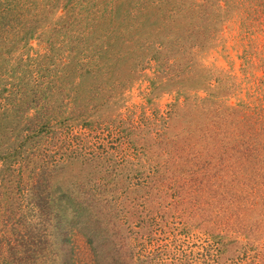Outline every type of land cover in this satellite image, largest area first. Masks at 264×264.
Segmentation results:
<instances>
[{"label":"rangeland","instance_id":"rangeland-1","mask_svg":"<svg viewBox=\"0 0 264 264\" xmlns=\"http://www.w3.org/2000/svg\"><path fill=\"white\" fill-rule=\"evenodd\" d=\"M0 70L12 115L112 124L0 146V264H264V0H0Z\"/></svg>","mask_w":264,"mask_h":264},{"label":"trees","instance_id":"trees-1","mask_svg":"<svg viewBox=\"0 0 264 264\" xmlns=\"http://www.w3.org/2000/svg\"><path fill=\"white\" fill-rule=\"evenodd\" d=\"M0 73H1L0 78H5L2 77V73L5 74V71L0 70ZM31 84L33 88V94H32L33 96L31 98V101H33L34 98L35 106L38 103L36 107V111H37L36 114L30 116L27 115L29 114L30 109L28 108V101L26 97L23 96L19 97V100L21 101L22 105H24V108L22 112L19 109L18 112L19 114L17 115H12L11 105H5V104L2 105L1 104L2 97L0 98V146L7 144L4 147L6 153L12 156L15 155L17 157L24 156L25 160L28 159L31 162L30 169L32 172L39 171L36 168L38 162H41L43 164L45 162L44 169L46 170L49 168V166L54 164V160H52L53 158L52 151L51 153L50 152L48 153L47 150H45L46 148H44L40 155L37 154L36 150L38 148H42L44 144L46 145V147H51L52 143H54V146L56 144H61V143L67 144L68 140H71L72 143L80 142V141L83 142L88 141L90 138L93 139L96 138L97 131L100 130L103 133L104 130L106 131L109 130L110 126L112 125L111 123L97 124L98 123L97 121L94 122V120H91L89 116L82 115L81 113L78 112L68 114V97L62 95L63 87H60V85L57 86V88L55 89L57 90L56 92L57 96H55V94L53 95L45 94L46 91L52 90L51 85L45 86L44 83H39V82L38 83L33 82ZM25 92H31V91L25 89ZM29 94L30 93H28V95ZM58 100H60L59 103L63 102L67 104L61 107L62 116L60 117L59 120H56L57 116L54 117L53 127H50L46 123V121H44V123L46 124L44 125V123L40 121L46 115L45 112L47 110L51 109L53 114L57 115L58 106L56 105V103ZM70 101L72 102L74 100L70 99ZM44 108L47 109L43 110ZM166 117L168 118V116ZM7 120L9 122H6L5 126H3V122ZM71 120L75 122V124L81 126L82 128L80 129L81 132L79 134H75L71 137H68V127H69L68 122H70ZM40 123H42V126H40L41 129H38V124ZM57 125H58V130H57ZM105 127H107V129H105ZM71 133H72V129H71ZM4 161L5 160H2V165L6 166V168H9V166L6 165ZM31 178H33L34 181L36 179L39 186H41L42 181L47 182L46 179L40 180L37 179L36 176H32ZM9 182H11V180L6 181L4 185H1L3 188H5L4 193H7V196H9V194H12V192L14 191L13 190L14 185L7 184ZM22 186H23V190H22L23 195H25L29 191V193H32V195L36 198L35 201L38 202V200H42L39 199L38 196L39 194L41 195L43 193L33 190V188L36 186V183H32V185H30L29 183H23ZM27 200L29 202L28 197Z\"/></svg>","mask_w":264,"mask_h":264}]
</instances>
